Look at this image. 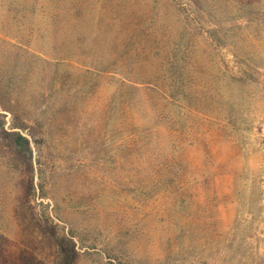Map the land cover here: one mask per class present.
I'll list each match as a JSON object with an SVG mask.
<instances>
[{
	"label": "rangeland",
	"instance_id": "rangeland-1",
	"mask_svg": "<svg viewBox=\"0 0 264 264\" xmlns=\"http://www.w3.org/2000/svg\"><path fill=\"white\" fill-rule=\"evenodd\" d=\"M0 264H264V0H0Z\"/></svg>",
	"mask_w": 264,
	"mask_h": 264
},
{
	"label": "trees",
	"instance_id": "trees-1",
	"mask_svg": "<svg viewBox=\"0 0 264 264\" xmlns=\"http://www.w3.org/2000/svg\"><path fill=\"white\" fill-rule=\"evenodd\" d=\"M128 88L132 89V87H128ZM121 97L122 96L120 93V96H118V98L122 99ZM122 105L124 106L123 103H122ZM125 111H126V109L124 108L123 109L124 119H126V121H128L127 119L130 120V117H125L126 116ZM19 122L20 121H16V123L11 125L12 131L7 132V134H6L7 140L9 142V144L11 145V148L13 149L14 153L17 154L23 160L27 161L28 164H30V170H32V167H31V159H32L31 142L34 144L35 147H37V146H39L41 139H40V137H37L36 135H33V134H29V137H30V139H29L26 136H24L23 134H21L20 131L25 130V128L22 125V123H19ZM15 130H20V131H15ZM128 131L130 133L132 131V129L128 130ZM130 137H131L130 134H124V136L122 137L123 142L126 143L130 139ZM38 177L42 178L41 172H40V174H38Z\"/></svg>",
	"mask_w": 264,
	"mask_h": 264
}]
</instances>
